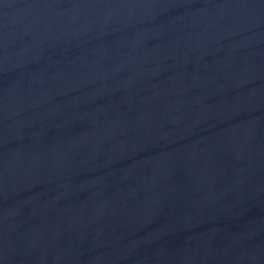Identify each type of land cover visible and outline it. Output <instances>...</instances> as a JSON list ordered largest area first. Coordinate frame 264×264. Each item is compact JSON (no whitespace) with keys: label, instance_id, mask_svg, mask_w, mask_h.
<instances>
[{"label":"water","instance_id":"95a60500","mask_svg":"<svg viewBox=\"0 0 264 264\" xmlns=\"http://www.w3.org/2000/svg\"><path fill=\"white\" fill-rule=\"evenodd\" d=\"M0 264H264V0H0Z\"/></svg>","mask_w":264,"mask_h":264}]
</instances>
